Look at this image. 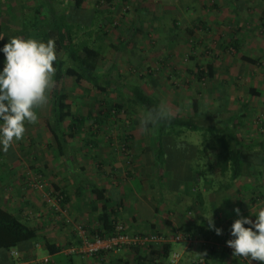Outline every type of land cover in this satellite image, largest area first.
Masks as SVG:
<instances>
[{"label": "rangeland", "instance_id": "rangeland-1", "mask_svg": "<svg viewBox=\"0 0 264 264\" xmlns=\"http://www.w3.org/2000/svg\"><path fill=\"white\" fill-rule=\"evenodd\" d=\"M127 1V4H125L123 3V0H116L113 5V2L110 4L107 0H86L84 4V9L82 11L84 16H91L96 8H99L102 11L104 10V15H110L107 10L113 11V7L117 4L116 13L114 15L111 14L110 16L112 18H110L113 21H116L118 24L117 27H119H109V37L102 42L105 46V60L104 63L101 62L99 70L107 71L112 64L116 66L111 71V75L116 79L117 84H115L117 88L110 91L109 97L105 99L107 104L104 103V96L102 94L89 90L87 83H83V85L80 86L77 85L72 78H64L63 87L65 92L70 96L73 111L76 115H81V117L85 119L84 126L82 127L84 132L83 135L90 138L91 136H95L94 133L98 131V137L105 138V143L109 138L111 142L114 139L113 145L115 144L118 147L120 144L117 142L115 143V141L120 138L121 133L122 135H127V129L125 131V126L123 125L129 124L131 125L130 132H132V139L137 140V146L142 145V140H145L146 137H155L154 131L151 129L148 131L142 127V121L147 118V115L138 105L130 103L126 97L128 93L123 87V83L132 81L142 84L149 94L158 96L163 103H166L169 106L174 114L192 115L193 111L191 103L192 98L194 97L199 99L202 110H212L218 102L225 103L228 108L237 109L239 106H242L243 102L248 100L250 103V116H248L249 119L246 121L248 123L245 122L244 127L240 125V127L238 126L235 130L239 131L242 135L243 140H245L244 144H247V142L250 141L252 143L251 147H253L254 150H258L259 147H257V142L258 140H264V136H262L263 131H260V129L257 128L256 122L260 123L257 117L261 115V108L264 110V96L260 98L250 96L248 89L250 85H256V87L264 90V19L260 20L259 18L260 12L264 9V0H250V4L247 6L248 9L244 11L243 9H240L238 12L236 11L237 15L232 12L233 6L230 2L225 6V0L223 3L222 0H211V2L217 1L220 8L219 11H216L211 16H209L208 13L207 15L202 13L201 15L194 16L193 14L199 10L194 4L190 10H185V6H187L186 3H189V0ZM191 1L196 2L198 0ZM207 1L209 2L210 0ZM40 2L41 0H0V25L4 30L3 34L10 39L12 37L37 39L35 34L36 28L31 24L35 22L34 15L36 14L37 5ZM53 5L56 6L58 10L61 9V5L59 4L53 3ZM145 8L147 9L145 10ZM253 9H257V11L255 12ZM185 12L191 13L192 15ZM98 18L99 13L96 15L95 19L98 21ZM174 18L178 20V29L173 28ZM194 18L211 20L213 24L215 23L214 28L217 29V31L215 33L207 34L202 30H196L195 27L198 24V20H194ZM88 23L84 22V25ZM96 25L97 23L94 22L92 27L95 28ZM235 27L242 28L244 35V53L254 58H258L259 64L256 67L243 62L240 59L241 54H224L221 51L222 49L219 48V43H217V41L219 39H225V36L227 39L226 30H233ZM137 29H141L142 32H137ZM189 30H192L194 33L191 34ZM169 32L171 33L170 36L168 34ZM84 33H86L84 30L80 31L76 39H87L86 35L81 37ZM121 37L125 38L123 44H127V49L121 48L119 50L120 52H117L112 47H108L110 44H117L119 41H122ZM170 39H172L174 44L169 43ZM169 45H172V47L170 48ZM130 50L134 51L130 52ZM191 56H194L196 61L203 66L213 62L217 69V77L214 81L197 83L195 82L196 79H194V77L190 78V76L187 75V68L192 67L193 65V62L190 59ZM161 60H165V67L160 65L159 61ZM4 61L5 58H0V69H2ZM151 72L153 76L148 77L147 74ZM139 75H144L145 77L141 79ZM168 76H170V78ZM219 80L226 82L225 87L221 86L223 89H226L225 94L219 91V88L216 87ZM188 81L191 83H188ZM172 82H174V84H171ZM215 82L217 83L214 86L213 83ZM220 95L222 99L219 98ZM109 102L110 104H122L123 112L118 114L115 111H112L114 115L109 117ZM96 116H100L101 118L108 116V119L105 122H95L94 118ZM262 117H264V113L261 115V118ZM44 119L42 121L39 120V122L37 121L36 123L40 124L41 122H46ZM120 121H123V123ZM133 122H136V124ZM237 122L243 123L239 121ZM36 123H27L28 125L26 126L23 138L13 143L9 150L5 152L6 156L4 154L3 158L0 156V183L2 185L7 183L12 184L13 179H19V176L21 177L19 172L23 168L22 172L24 173V176L22 181L26 183L25 185L27 187L25 190L27 198L29 196V200L36 196L37 199H40V197L43 198L47 194L48 189H44L47 181H38L34 172L41 166H44L45 161L46 166H50V162L52 161L50 158L53 157L51 154L52 150L45 146V140L49 138V143H51L50 140L52 141V136L49 135L50 133L48 131L46 134L43 133V130L40 131V128H38V124ZM37 134L39 136H37ZM183 135L188 137V139L182 138L183 140L186 139L191 141L193 140L192 137L198 135L201 136L195 131H186ZM37 139L39 142H34V140ZM153 144V146L157 145L156 142H153ZM129 145L131 148L132 143ZM147 145L150 144L147 143ZM246 149L245 156L252 163L251 169L253 172H256L254 175H250L247 180L244 179L237 181L234 185L231 184V187L228 190L230 191L229 193L222 190V193L218 194V197L220 196L222 199L218 198V201H215L216 203L209 202L208 207L203 206L202 209L207 213L205 217L201 214L199 207L192 203V200L187 196L185 199L191 208L189 211H185L183 208L184 210L182 212V217H184L183 220L185 223H195L190 227L193 234L192 236L206 242H209L208 240H210V242H213V249H215L217 254L215 257H220L222 260L227 259V261L232 262L235 261L234 255L227 247L226 243V240L232 238L230 234L232 225L231 221L238 218L232 209L234 207H239L241 212L243 209H247V205H249V202L251 201L248 200V197H246L245 194L251 192L252 195V191L255 187L257 189H255L254 192L260 191L263 196L258 197V200L252 203L254 207H248V209H250L249 214H256L260 210H264V167L261 164V158H264V154H253L249 152V148ZM2 151L3 150H0V153H2ZM42 152L46 154L45 158H42L44 161H35L34 154L39 156ZM80 155L79 151H76L72 156L79 159L78 157H80ZM195 159H198L197 156L191 157L186 161V164H183L184 170L182 174H188V170L186 169L187 165H194ZM130 162L128 164V160H126V165L131 167L134 165V161L133 165L130 164ZM155 163L157 164L156 161ZM15 165H17V168H15ZM154 168H156V166ZM191 171H194L195 173V169ZM218 177L221 181L230 180L229 175L222 177L218 175ZM256 181L259 182L257 183ZM42 183L45 186L40 189L39 185ZM212 184L213 186H216L218 184L222 185L223 183H216V180H214ZM167 185L172 189V183L169 184L167 182ZM47 188L50 187L47 186ZM6 193L7 192H3V194ZM22 193L21 189L19 190L17 187L14 188L13 194L20 196ZM169 196L171 200L174 201V198H172V190L169 193ZM212 196L214 197V195ZM212 196L210 197L211 199ZM222 196L226 197L224 198ZM236 200L240 201L238 206L235 204L237 203ZM170 203L172 204L173 202L171 201ZM10 211L13 210L11 209ZM30 211L32 213L28 218L31 223L34 224L36 219L32 207L30 208ZM212 214L213 219L217 224L216 226L223 229V234L217 235L215 233L210 235L211 237L209 239L205 240L203 232L210 233L212 230L208 229L206 223H201V220H207L206 217H211ZM173 244L178 245L179 243ZM194 246L196 247L197 254H195V251H191L194 255L188 264H198V261L202 256L205 258L204 264H209L210 259L212 258L208 257L209 255L207 254L211 250L212 245L207 243L204 244L199 241L198 243H195ZM181 248L182 245L179 249ZM179 249L178 247L175 248V250ZM205 253L206 255H203ZM182 259L183 257L181 260ZM258 263L254 260L251 261V264Z\"/></svg>", "mask_w": 264, "mask_h": 264}, {"label": "trees", "instance_id": "trees-1", "mask_svg": "<svg viewBox=\"0 0 264 264\" xmlns=\"http://www.w3.org/2000/svg\"><path fill=\"white\" fill-rule=\"evenodd\" d=\"M189 1V3H186L187 6H185V10H190L193 4L199 8L198 12L193 14L194 16L201 15L202 13H205L206 15L208 13L209 16H211L216 11L220 10L217 1ZM85 2L86 0H41V2L37 5L36 14L34 15L35 22L31 24L36 28L35 34L38 40H43L46 42L49 39H54L56 44L58 59L54 62L56 73L54 76V83L50 95L51 116L47 119L46 122L48 128L51 131V134L56 140L58 151L61 153H64L63 142L65 140V133L68 131L66 133V136L68 135L70 137L83 135L84 132L82 127L84 126L85 122V119L81 117V115H76L73 111L72 103L70 102V96L65 92L63 87L64 78L70 77L75 81L77 85L80 86H82L83 83H87L89 86V90H91L92 92H97L98 94H102L104 96V103H106L105 99L109 97L110 91L117 88L116 79L111 75V71L116 66L112 64V66L108 68L107 71L99 70L101 62L104 63L105 60V46L102 42L107 40V38L109 37L108 28H114L118 25L117 22L113 21L111 19L112 17L110 16L111 14L114 15L116 13L117 4L115 7H113V11L107 10L108 14L110 15H104V10L102 11L99 8H96L91 16H84L82 14V11L84 9ZM107 2H109L110 4H112L113 2L114 5V2H116V0H107ZM127 2V0H123V3L127 4ZM226 2H230L233 5L234 9L232 10V12L234 11V13L236 14L241 9L243 0H226ZM53 3L61 5V9L58 10L57 7L53 5ZM146 9L147 8H145V10ZM98 13L99 18H101V16L102 18H98L97 21L95 18ZM187 14L192 15L191 13ZM259 18L260 20L264 19V9H262V11L260 12ZM194 20H198V24L195 27L196 30H202L207 34L215 33L217 31V29L214 28L215 23L213 24L209 19L203 20L201 18H194ZM84 22H89V25H84ZM94 22L97 23L95 28L92 27ZM173 28H179L178 20H176L175 18L173 19ZM83 30L86 33H84L81 37H84L86 35L87 39L80 38L79 40H77L76 37H78L79 32ZM189 31L191 34L194 33L192 30ZM226 31L227 39L225 36V39H219L217 41V43H219V48L222 49L221 51L224 54L228 55L241 54L240 59L243 62L256 67L259 64L258 58L247 55L243 51L244 35L242 28L235 27V29L233 30L227 29ZM137 32L141 33L142 31L141 29H137ZM3 33L4 30L0 25V38H2L0 39V47H3V45L7 43L8 40H10V38H8ZM168 34L169 36L171 35L170 32ZM121 38L122 41H119L117 44H110V46L108 47H112L117 52H120L119 50L121 48L127 49V44H123L125 38ZM169 43L174 44L172 39H170ZM169 46L170 48L172 47V45ZM133 51L134 50H130V52ZM0 58H5L2 52H0ZM190 59L192 60L193 65L186 70V73L188 76H190V78L194 77V79H196L195 82L197 83H207L214 81V79L217 77V69L214 66L213 62L203 66L196 61V58L194 56H191ZM164 61H159L160 65H162L163 67L166 66V63ZM139 76L141 79L145 77L144 75ZM147 76H153L152 72L147 74ZM168 77L170 78V76ZM188 83L191 82L188 81ZM216 83L217 82L213 83L214 86ZM171 84H174V82H172ZM225 84V81L219 80L218 85H216V87L219 88V91L223 92V94L226 93V89H223V87H225ZM123 87L128 93L126 97L130 101V103L136 104L142 109V111L147 115V118H145V120L153 121V123L148 124L142 123V127L147 129L148 131L151 129L155 132V137H157L158 153L157 155H155V158L154 156L153 158L156 162H166L167 165L170 163L176 166V164H186V161L188 159L197 156L198 159H195L194 165H187L186 169L188 170V174L183 175H185L187 181L193 182L194 185L198 186L199 183L197 175L200 174L199 172H201V167H203V171L205 172H215L218 179V175H220L221 177L229 175V181L217 180V183L227 182L228 186H231V184L234 185V183H236L237 181L249 178L250 175L252 176L256 173L251 169V161L245 156V153L247 151L246 148H249V152L253 154H264V142L263 140H258L257 147H259V149L254 150L253 147H251L252 143L248 141L247 144H244L245 140H243L242 135L239 131L235 130V128H238V126L240 127V125L244 127L245 122L249 119L248 116H250V103L248 100L243 102L242 106H239L237 109L228 108L225 103L218 102L212 110H202L199 99L197 97H194L192 98L191 103L193 111L192 115H182L177 113L174 114V118L170 120H160L159 112L157 111V109L162 101L158 96L149 94V92H147L142 84H138L136 82H125L123 83ZM248 93L250 96L257 98L264 96V90L256 87V85H250ZM219 98L222 99L221 95L219 96ZM109 108V117L111 115H114L112 111H115L118 114L123 112V105L120 103L110 104L109 102ZM263 113L264 110L261 108L260 114L262 115ZM261 115L257 117L260 123L256 122V126L260 129V131H263L264 117L261 118ZM108 116H105L104 118L96 116L94 120L95 122H105L107 121ZM237 121L243 123H238ZM120 122L123 123V121ZM133 123L136 124V122ZM123 126H125V131L127 129L126 132L128 136L125 134L122 135L121 133L120 138H118V140L115 142L120 144L117 148L122 150L121 153L124 155L125 159L128 160V164L131 159L130 164L133 165V159L131 158L132 153L129 145L132 140V132H130L131 125L124 124ZM186 131H195L201 135L202 150H199V152H194L190 147H184V149H180L178 147V143H168L171 136H180L183 135ZM97 133L98 131L94 133L95 136H91L90 138L95 139L96 137H98ZM108 141H110V138L108 139ZM113 141L114 139L112 140V142L110 141L109 145L113 144ZM171 145V150H175V152L173 153L167 152V147ZM261 164L264 167V158H261ZM193 169H195V173L194 171H191ZM35 172L36 178L39 179L38 181H41L39 176L40 171ZM187 175H189V177H187ZM214 179L215 178H212L213 181ZM256 182L258 183L259 181ZM221 188L220 191H218L219 193L222 192ZM44 189H48L47 194L55 196L57 199H59L61 206H64L67 202L68 197L65 196V193L63 191H57V187H55L56 190H51V188H47L46 185ZM255 189L257 188L254 187L252 191L253 197H251L250 199L252 202H256L258 200V197L263 196L260 191L254 192ZM93 192L97 196V201L103 202L102 200H104L105 198V189L94 188ZM25 200L23 205L25 208L23 210L19 208L17 210L10 211L0 205V264L14 263L15 258L11 255L12 250L16 249L19 253L28 250L32 246V244H34V242L39 239L38 233L40 228L39 226H36L37 224H32L29 220L28 217H30L29 215L32 212L30 211V207L27 209V206H29L28 204L30 201L29 198ZM238 204H240V201L238 202ZM26 210L29 212H27ZM117 222H115V219L110 220L109 214L105 213V218L101 223V226H99L97 230L93 231L87 227L85 228L92 235L97 234L100 236H105L114 232L115 224ZM233 222L234 220L231 221V224ZM125 231L130 232L126 227ZM152 231L163 236V233L161 231H158L156 229H153ZM183 232L191 236L193 235L192 231L189 230H183ZM203 237L206 240L210 238V235L207 232H203ZM228 240H226V242ZM208 241L210 242V240ZM78 245H80V242H78ZM44 246L49 254H56L62 250V247L60 248L56 246L54 243L48 241L47 239L44 240ZM132 250L139 252L142 249L133 248ZM211 250H213V247H211ZM145 251V256L141 258H145L142 260H146L147 264H152L153 261L155 262V264H166L170 253L173 251V243L165 242L161 245L160 249L152 248L150 250L146 249ZM211 254L208 253V257H212ZM20 255L21 257H23L21 253ZM200 259L204 260L205 258L204 256H202L200 257ZM234 259L235 261H233L232 264H249L243 257L234 256ZM255 262H259L258 264H262V262L260 261Z\"/></svg>", "mask_w": 264, "mask_h": 264}, {"label": "crops", "instance_id": "crops-1", "mask_svg": "<svg viewBox=\"0 0 264 264\" xmlns=\"http://www.w3.org/2000/svg\"><path fill=\"white\" fill-rule=\"evenodd\" d=\"M223 2L224 0H222ZM249 4L250 0H243L241 9L243 11L247 10ZM227 5L225 0V6ZM253 11L256 12L257 9H253ZM50 95L51 90L48 102L35 109L38 115V122L45 117L44 121H47L51 116ZM41 123H36L40 131L43 130L44 134L48 131L49 135L52 136L51 143H49V138L45 140V146L52 150L51 154L53 157L50 159L53 162H50V166H46L45 161L44 166L37 170L40 171V180L47 181L45 184L51 190H56L55 187H57V191H63L68 200L64 206L59 205L60 210H56L52 203L47 202L45 197L37 199L36 196L29 200L27 209L32 207L35 213V224L40 228L39 239L28 250L20 252L23 256L22 258L29 261L30 264H147L146 260H142L145 258H141L145 256V250L137 252L132 249H126L119 253H105L94 257L66 255L62 251L56 254H49L45 249L44 240L47 239L60 248L78 245V242H80L77 232L78 226L87 227L95 231L101 226L105 213L109 214L110 220L115 219V222L122 221L123 224L125 223L127 230L130 232H151L156 229L161 231L163 236L168 237L178 231H191L190 227L195 224L194 222L185 223L184 217H182L183 210L189 211L191 208L186 202V196L199 207L201 214L205 217L207 213L202 207H208L209 202L218 201V198L222 199L220 196L218 197L219 189L222 187L221 189L226 193L230 192L228 190L231 186H228L227 182L220 185L221 187L219 184L213 186L212 178H215L216 183L219 179L215 172L203 171L201 165V172L197 175L198 186L186 180L185 175L182 174L184 170L183 164H176L175 166L170 163L167 165L166 162L159 163V161L156 164L154 158L158 153V145L153 146V142L157 143V137H146L145 140H142V145L140 146L136 145L137 140H131V158L134 161V165L130 167L126 165V159L120 153L121 150L116 148L115 144L109 145L110 141H107L108 139L105 143V138L103 137H96L95 139L85 137V135L70 137L66 136L67 131L63 142L64 153H61L58 151V145L47 126V122ZM37 136L39 135L37 134ZM262 136H264V130ZM182 138L188 139L186 135L171 136L168 143H178L180 149L190 147L194 152L202 150L201 136L192 137V141L183 140ZM34 142L38 143L39 140H34ZM147 143L150 145H147ZM171 147L172 145L167 147V152H175V150H171ZM76 151L81 154L78 157L79 159L72 156ZM3 154L5 155L6 153L2 151L1 158H3ZM34 155L35 161H44L42 158H45L46 154L42 152L39 156ZM155 166L156 168H154ZM15 168H17V165H15ZM22 170L23 168L19 172L21 177L13 179L12 184L2 185L0 183V205L8 210H17L19 208L23 210L25 208L23 206L25 199L29 198L26 195V183L22 181L24 176ZM36 179L39 180L38 178ZM167 182L169 184L172 183V189L168 187ZM16 187L19 190L21 189V192L24 191L20 196L13 194ZM94 188L105 189V201H97V196L93 192ZM171 190L174 201L169 196ZM3 192L7 193L3 194ZM211 196L212 199L210 198ZM245 196L248 197L249 201L253 197L251 192H248ZM51 197L56 198L55 196ZM171 201L173 202L172 204L170 203ZM236 202L235 204L238 206L239 200H236ZM249 203L247 209L242 210V214L251 216L255 220L256 217L253 214H249L250 209H248V207L252 208L253 202ZM203 222L208 225V220H201V223ZM212 234H215V231H210L209 235ZM179 244H173V250L177 247L179 249L182 245L179 251L183 252V259L178 264H188L194 255L191 251H195V254H197L196 247L193 244L189 247L186 243ZM209 253H212V259H210L209 264H232V261L215 257L217 256L215 249L210 250ZM203 255H206V253ZM245 260L249 263L247 259Z\"/></svg>", "mask_w": 264, "mask_h": 264}, {"label": "clouds", "instance_id": "clouds-1", "mask_svg": "<svg viewBox=\"0 0 264 264\" xmlns=\"http://www.w3.org/2000/svg\"><path fill=\"white\" fill-rule=\"evenodd\" d=\"M2 39V38H0ZM5 56L0 69V150L7 152L15 141L23 138L26 123L35 124L38 115L35 109L49 100V93L54 83L56 68L54 62L58 56L54 39L46 42L35 38L12 37L0 47ZM160 120L174 118V113L166 103L157 109ZM142 123H153L144 120ZM232 211L238 217L231 225V239L226 243L233 249L235 257L264 264V210L251 216L242 214L239 207ZM208 229L217 235L223 229L217 227L211 217Z\"/></svg>", "mask_w": 264, "mask_h": 264}, {"label": "built area", "instance_id": "built-area-1", "mask_svg": "<svg viewBox=\"0 0 264 264\" xmlns=\"http://www.w3.org/2000/svg\"><path fill=\"white\" fill-rule=\"evenodd\" d=\"M45 185L42 183L39 185L41 189ZM45 199L47 202L52 203L56 210H60V200L54 197H51L50 194H46ZM125 225L122 222H117L115 224L114 232L105 236L92 235L85 227L78 226L77 232L78 237L80 238V245L78 246H67L62 248V252L66 255L75 254L81 257H94L100 256L105 253H119L126 249L139 248L142 250L146 249H160L161 245L165 242L172 243H186L189 247L194 245L199 241L204 244H211L212 242H206L199 240L189 234L178 231L174 234L165 237L157 234L153 231L151 232H142V233H130L125 231ZM227 247L233 251L228 245ZM11 255L15 258V262L12 264H30L29 261L23 260L20 253L15 249L12 250ZM183 256V252L179 250H173L166 264H178ZM152 264H155L153 261ZM159 264V263H158ZM198 264H204V260L200 259Z\"/></svg>", "mask_w": 264, "mask_h": 264}]
</instances>
